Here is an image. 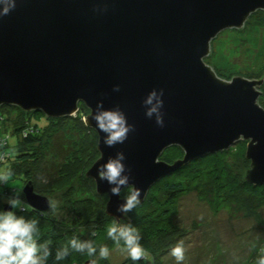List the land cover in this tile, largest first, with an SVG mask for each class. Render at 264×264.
I'll return each instance as SVG.
<instances>
[{
	"label": "water",
	"instance_id": "obj_1",
	"mask_svg": "<svg viewBox=\"0 0 264 264\" xmlns=\"http://www.w3.org/2000/svg\"><path fill=\"white\" fill-rule=\"evenodd\" d=\"M261 9L264 0H17L0 17V107L59 118L76 115L84 104L99 152L86 176L98 194L108 195L106 213L117 222L127 218L117 211L125 188H139L143 203L163 177L240 140L248 141L245 180L263 185L264 73L225 79L205 61L219 32L242 27ZM153 88L163 90V126L145 115ZM100 101L105 109L119 107L134 126L123 144L103 143L92 118ZM171 146L184 156L161 159ZM117 151L125 153L130 176L119 196L96 176L97 163ZM23 193L36 210L52 208L31 180Z\"/></svg>",
	"mask_w": 264,
	"mask_h": 264
},
{
	"label": "trees",
	"instance_id": "obj_2",
	"mask_svg": "<svg viewBox=\"0 0 264 264\" xmlns=\"http://www.w3.org/2000/svg\"><path fill=\"white\" fill-rule=\"evenodd\" d=\"M12 109L19 113L18 120L13 123L19 140L14 149H8L7 138H3L6 141L4 145L0 140V163H6L5 171L11 169L13 179H24L25 184L31 180L39 194L50 198L57 191H63L64 211L75 220V224L70 225L64 217L59 220L54 215L55 207L49 211H39L33 207L28 209L26 205L25 209L21 207L16 210L18 215L39 220V242H50L53 255L60 247L67 246L73 237L91 240L97 250L100 246L125 249L123 242L116 244L107 236V228L113 223L121 226L131 223L139 229L141 244L151 257L152 264H158V257L175 246L187 233L175 228L172 222L177 198L183 192L197 189L204 197L209 196L217 202L225 200L246 207L250 210L249 216H256L257 210L264 205V184L254 185L244 178L250 161L245 159L246 149L241 143L238 156L244 162L243 174L233 171L229 166L226 157L230 149L208 154L160 179L151 187L144 202L127 213L126 219L117 222L106 213L108 195L98 194L95 181L86 176L87 170L99 157L97 132L84 121L88 108L81 103L74 116H46L43 121L40 118L38 121L33 120V117L42 112H27L16 106L5 105L2 117ZM183 156L184 152L179 146H171L163 152L161 159L174 162ZM76 182H79L80 188L76 187ZM0 184L4 186L3 191H0V207L4 208L7 203L3 199L15 195L18 189L7 183ZM128 189L131 187L122 191L124 197L129 194ZM22 199L25 200L24 193ZM89 258L93 257L73 251L60 264H83ZM49 264H53L51 257ZM138 264L148 262L141 260Z\"/></svg>",
	"mask_w": 264,
	"mask_h": 264
},
{
	"label": "rangeland",
	"instance_id": "obj_3",
	"mask_svg": "<svg viewBox=\"0 0 264 264\" xmlns=\"http://www.w3.org/2000/svg\"><path fill=\"white\" fill-rule=\"evenodd\" d=\"M205 61L225 79H231L235 75L247 78L262 77L264 9L252 13L242 27L227 28L219 32L211 43V52ZM263 86L261 87L263 93L259 97L262 106H264ZM2 108L3 106L0 107V140L7 138L8 149H14L19 135L14 131L13 123L18 120L19 113L12 109L2 117L4 113ZM45 117L42 112L35 115L33 120L39 121L40 118L43 121ZM247 142L240 140L232 145L226 157L231 169L242 174L245 172V166L238 154L241 143L246 149ZM5 166L6 163H0V172L5 171ZM24 184V179L21 178L11 177L7 182L8 186H14L18 192L23 190ZM75 185L79 187V182ZM3 189L4 186L0 184V191ZM204 196L197 189H191L180 194L176 201L177 209L172 217L173 226L187 232L178 240V242L183 241L185 247V259L182 264H258L259 256L264 254V205L257 210L258 217L249 216L250 210L245 209L246 207L225 200L217 202L216 199ZM7 199V197L3 199L4 203ZM50 200L52 207H55L54 215L59 220H63L64 217L68 219L69 225L75 222L73 217H68L64 211L63 191H57ZM26 205L31 209L29 204ZM81 229L85 231L84 228ZM173 247L158 257V264H177L170 254ZM109 253L108 259L99 260V264L131 262L124 248L116 246L109 249ZM93 258L98 259V255Z\"/></svg>",
	"mask_w": 264,
	"mask_h": 264
},
{
	"label": "clouds",
	"instance_id": "obj_4",
	"mask_svg": "<svg viewBox=\"0 0 264 264\" xmlns=\"http://www.w3.org/2000/svg\"><path fill=\"white\" fill-rule=\"evenodd\" d=\"M17 0H0V17L7 15L10 10L16 7ZM117 90L118 87H117ZM146 107L145 115L152 118L155 115L157 125L163 126L164 119L162 108L164 104L163 90L153 88L144 101ZM96 122V128L103 133V143L108 147L123 144L134 126L128 122L127 116L119 107L105 109L103 102L97 103V111L92 116ZM126 156L123 151H117L115 156L109 157L102 163H97L96 176L101 181H106L111 187V194L119 196L121 189L129 185L130 176L125 164ZM12 176L11 169L0 172V183H7ZM23 190L10 196L6 203L10 209L0 207V264H49L50 257L53 264H60L69 258L71 252L86 253L91 259L89 264H99V260H106L109 257L107 246H97L91 240H82L73 237L67 246L57 249L53 255L50 242H39L40 227L39 220L18 215L16 210L26 208V202L22 199ZM140 189H129V194L119 204L117 211L122 214L131 212L140 203ZM107 236L116 244L123 242L131 264H138L139 261H147L152 264L141 244L142 236L139 229L131 223L123 226L113 223L107 228ZM177 264H182L185 259V247L183 241L177 243L171 249ZM258 264H264V254L258 258Z\"/></svg>",
	"mask_w": 264,
	"mask_h": 264
},
{
	"label": "built area",
	"instance_id": "obj_5",
	"mask_svg": "<svg viewBox=\"0 0 264 264\" xmlns=\"http://www.w3.org/2000/svg\"><path fill=\"white\" fill-rule=\"evenodd\" d=\"M1 142H2V145L6 144V141L5 140H2Z\"/></svg>",
	"mask_w": 264,
	"mask_h": 264
}]
</instances>
